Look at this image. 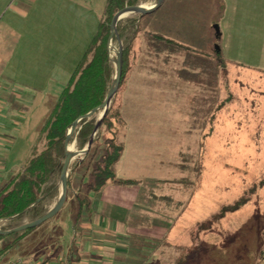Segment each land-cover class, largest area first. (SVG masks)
I'll use <instances>...</instances> for the list:
<instances>
[{"label": "rangeland", "instance_id": "rangeland-1", "mask_svg": "<svg viewBox=\"0 0 264 264\" xmlns=\"http://www.w3.org/2000/svg\"><path fill=\"white\" fill-rule=\"evenodd\" d=\"M143 1L141 6L148 9L157 0ZM82 2H85V7L96 11L99 4L103 10L106 0ZM257 3L254 0H164L157 11L142 16L140 27L142 31L161 34L206 53L217 52L218 46L225 62L237 59L245 66L264 71V29L261 30L264 22L261 20L262 9ZM134 15L137 14H128L121 20ZM138 42L137 66L119 95L125 121L120 136L126 142V154L117 167V178L139 179L142 187L153 185L152 189L159 195L160 191L165 192L175 185L165 180L182 176L183 183L178 184L180 186L176 184L177 188L182 195L196 197L195 205L202 207L198 230L211 225L215 235L207 240L208 247L218 245L212 250L211 261L199 260L198 264H254L256 244L252 234L247 236L252 232L249 228L254 207L247 205L221 222L214 223L212 216L221 206L237 199V195L249 187L264 169V95L259 94L264 91V75L243 69L228 68L227 73L221 71L220 77L228 79L239 97L243 100L250 95L257 98L254 114L248 116L247 123L245 111L249 102H242L246 106L241 110L233 105L221 114L214 130L209 126L201 129L193 124L190 110L193 99L202 95L203 89L178 77L177 71L183 67L182 57L173 56L165 62L162 57L148 55L142 36ZM108 49L113 63L118 48L108 43ZM235 78L239 79L243 89L234 82ZM250 91L254 92L250 94ZM20 107L17 124L11 129L19 128L21 131L15 137L9 136L6 147L0 150V179L21 167L38 134L40 119L27 124L28 115L24 111L29 103ZM99 119L100 114L97 122ZM124 133L127 135L125 139ZM69 153H77L74 145L69 147ZM82 156L77 155L71 163L81 160ZM87 162V158L81 160V165L74 171L72 189L67 193L61 211L34 228L6 253L2 261L24 258L31 264H67L68 234L78 204L75 195ZM55 204L53 202L49 210ZM206 218L207 224L202 223ZM15 237L2 241L0 248L10 244Z\"/></svg>", "mask_w": 264, "mask_h": 264}, {"label": "crops", "instance_id": "crops-1", "mask_svg": "<svg viewBox=\"0 0 264 264\" xmlns=\"http://www.w3.org/2000/svg\"><path fill=\"white\" fill-rule=\"evenodd\" d=\"M254 1L262 9L264 22V0ZM85 5L82 0H0V150L6 147L9 136L21 131L11 129L17 124L20 105L29 103L24 111L26 122L34 124L40 119L39 131L61 86L70 79L103 12L100 4L96 11ZM232 62L245 65L237 59ZM126 137L124 133L123 139ZM125 154L124 148L117 167ZM120 179L135 181L134 185L141 187L108 185L99 196H91L90 209L81 212L76 227L75 208L66 259L75 247L78 257L73 264H175L179 259L198 264L199 260H212V250L218 245L209 248L207 240L215 231L211 225L198 230L202 207L195 205L196 197L182 195L177 188L176 184L183 183L182 176L165 180L175 185L159 195L153 185L142 187L139 179ZM251 206L255 211L249 228L252 232L247 236L252 234L256 244L257 264L260 225L255 219L258 207ZM204 220L207 224V218Z\"/></svg>", "mask_w": 264, "mask_h": 264}, {"label": "trees", "instance_id": "trees-1", "mask_svg": "<svg viewBox=\"0 0 264 264\" xmlns=\"http://www.w3.org/2000/svg\"><path fill=\"white\" fill-rule=\"evenodd\" d=\"M143 2V0H106L94 37L68 82L61 86L59 95L39 128L24 163L12 175L0 179L1 231L17 228L23 225L24 221L30 223L40 219L49 211V206L53 202H57L60 195V173L66 158L65 140L67 134L75 121L102 105L115 77V65L110 60L108 49V43L118 48L116 35L110 40L112 19L117 12L124 8L141 6ZM141 18L142 15L137 14L117 22V36L123 50L122 74L117 93L112 98L99 127L95 130L98 124V115L102 114V110H98L91 117L80 119L68 142L69 147L74 145L77 151H82L92 138L89 151L81 159L87 158L88 162L77 185L75 198L78 210L75 227L81 212L90 209L91 196H99L103 189L111 184L132 186L136 183L132 180L118 179L116 167L125 148L120 136L125 127V121L122 116L119 95L137 66L139 52L137 46L140 45L138 42L140 36L145 42V49L149 56L162 57L165 62L173 56L182 57L183 67L177 71L178 77L183 81L202 87V95L193 99V106L190 110L192 122L198 128L205 129L209 126L214 130L218 117L225 114L233 105L238 106V111L241 110V107L246 106L242 102H249V108H246L245 111L246 121L249 120V115L254 114L253 109L256 106L257 98L250 95L243 100L237 95V92L232 90L228 79L225 76L220 77V74L221 71L226 72L228 68L243 69L263 75L264 71L233 62H225L220 52L198 51L161 34L142 31ZM238 80L235 78L234 82L239 83ZM239 84L243 89L241 83ZM253 92L250 91V94ZM259 94L264 95V91ZM81 160H75L69 165L67 193L71 192L73 173L81 165ZM248 186L237 195V199L232 203L221 206L218 213L212 216V221L219 222L246 205L258 207V212L255 215V219L260 225L257 264H264V169L259 173L258 178ZM33 229L0 236V244L11 236H16L10 244L0 248V261ZM76 250L75 247H72L68 252L67 264L77 261ZM175 264H185V262L179 259Z\"/></svg>", "mask_w": 264, "mask_h": 264}, {"label": "water", "instance_id": "water-1", "mask_svg": "<svg viewBox=\"0 0 264 264\" xmlns=\"http://www.w3.org/2000/svg\"><path fill=\"white\" fill-rule=\"evenodd\" d=\"M163 2H164V0H157L156 3L148 9H146L142 6L126 7L114 15L112 22H111L110 40L113 38L114 35H116L117 43H118V50H117L116 60L113 61L114 65H115V77H114L112 86H111L104 102L102 103V105L100 107L94 109L93 111H91L87 115L80 117L77 121H75L73 123L69 133L67 134V137L65 140L66 158L64 160V163H63V166L61 169V173H60V195L58 197V200H57L55 206L52 209H50L43 217H41L40 219H38L36 221L23 224L17 228H14V229H11L8 231H1L0 230V236H8V235L21 233V232L36 228V227L40 226L41 224L51 220L53 217H55L61 211V209L63 208V205L65 203L66 196H67L68 168H69V165L71 164V161H72V156L67 151L68 147H69L68 142L70 140V137L74 133L76 126H77L80 119L91 117L98 110H102V114H100V119L98 120V124H97L95 130L99 127L101 120H102L104 114L106 113L107 109L109 108L112 98L117 93V90H118V87L120 84V78H121V74H122V64H123V50H122L121 42L117 36V31H116L117 22L120 21L125 16H127L128 14H140L142 16L152 14L161 7ZM216 32H217V36H218L219 30L217 27H216ZM216 51H217V53H219V47L218 46L216 47ZM91 144H92V138L89 140V142H88V144L84 150L77 151V155L80 156V155L86 154L89 151Z\"/></svg>", "mask_w": 264, "mask_h": 264}, {"label": "built area", "instance_id": "built-area-1", "mask_svg": "<svg viewBox=\"0 0 264 264\" xmlns=\"http://www.w3.org/2000/svg\"><path fill=\"white\" fill-rule=\"evenodd\" d=\"M1 166L2 165H1V160H0V170L2 169ZM0 264H31V263H29L24 258H15V259H9V260L1 261Z\"/></svg>", "mask_w": 264, "mask_h": 264}, {"label": "bare ground", "instance_id": "bare-ground-1", "mask_svg": "<svg viewBox=\"0 0 264 264\" xmlns=\"http://www.w3.org/2000/svg\"><path fill=\"white\" fill-rule=\"evenodd\" d=\"M67 151H68V153H69V147H68V150H67ZM69 154L72 156V159H73L74 157H76V156H77V153H76V154H75V153H74V154H72V153H69Z\"/></svg>", "mask_w": 264, "mask_h": 264}]
</instances>
